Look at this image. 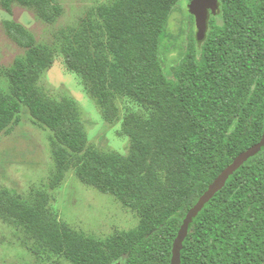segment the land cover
Listing matches in <instances>:
<instances>
[{"label":"trees","instance_id":"16d2710c","mask_svg":"<svg viewBox=\"0 0 264 264\" xmlns=\"http://www.w3.org/2000/svg\"><path fill=\"white\" fill-rule=\"evenodd\" d=\"M180 1L110 0L49 45L22 23L3 22L26 51L0 67L9 83L0 88V135L20 124L26 107L51 133L50 190L73 171L139 219L135 229L98 237L60 219L48 191L0 189L1 218L24 232L34 255L56 264H171L189 210L240 154L264 141V0H220L221 15L209 20L203 41L190 14L185 47L167 73L179 40L169 24ZM15 3L49 24L64 12L58 0H0V7L12 12ZM58 55L107 122L118 116V99L129 103L126 154L91 144L79 104L40 85ZM181 264H264V148L190 225Z\"/></svg>","mask_w":264,"mask_h":264},{"label":"rangeland","instance_id":"374dc122","mask_svg":"<svg viewBox=\"0 0 264 264\" xmlns=\"http://www.w3.org/2000/svg\"><path fill=\"white\" fill-rule=\"evenodd\" d=\"M58 1L64 12L53 24L39 20L33 10L18 3L13 4L12 12L0 7V67H9L16 57L26 51L9 37L4 21L22 23L37 42L49 45L60 30L77 25L90 11L110 0ZM189 3L190 0H181L170 19L169 29L179 40L177 49L173 48L168 54L171 60L165 61L167 73L177 64L178 61L173 58L179 56L188 38L190 29L186 28V21L190 15ZM40 85L58 96L67 95L79 104L91 144L108 151L128 152L130 139L122 135L123 115L129 106L127 101L117 100L118 116L107 122L96 101L86 92L80 76L67 69L63 55L56 56L54 65L42 75ZM0 88L9 90L6 79H0ZM50 136V131L39 127L24 107L20 124L10 133L0 135V189L26 196L33 189L48 191L60 219L87 234L108 237L116 231L135 229L139 219L130 210L112 195L81 183L73 171L67 174L58 189H49V178L54 168ZM25 239L24 232L0 216V264L57 263L55 258L46 261L43 255H34L25 245ZM63 264L68 263L65 261Z\"/></svg>","mask_w":264,"mask_h":264},{"label":"water","instance_id":"95a60500","mask_svg":"<svg viewBox=\"0 0 264 264\" xmlns=\"http://www.w3.org/2000/svg\"><path fill=\"white\" fill-rule=\"evenodd\" d=\"M217 0H191L189 3L190 14L195 18L197 28V39L203 41L208 32V24L210 19V10L217 9ZM264 148V141L253 146L247 151L240 154L232 164L227 167L214 181L209 185L198 202L189 210L179 233L174 241L171 264H181L184 242L189 234L190 225L195 221L197 216L227 184L231 176H233L239 168H241L250 158L257 155Z\"/></svg>","mask_w":264,"mask_h":264},{"label":"flooded vegetation","instance_id":"af4514ba","mask_svg":"<svg viewBox=\"0 0 264 264\" xmlns=\"http://www.w3.org/2000/svg\"><path fill=\"white\" fill-rule=\"evenodd\" d=\"M217 9H214V10H210V19H212L213 16L215 17H219L221 14V10H222V4L220 2V0H217Z\"/></svg>","mask_w":264,"mask_h":264}]
</instances>
